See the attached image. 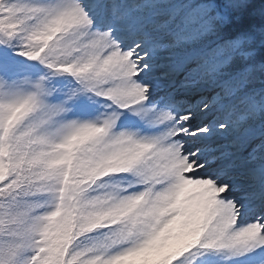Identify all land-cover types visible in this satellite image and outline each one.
Masks as SVG:
<instances>
[{"label": "snow or ice", "instance_id": "1", "mask_svg": "<svg viewBox=\"0 0 264 264\" xmlns=\"http://www.w3.org/2000/svg\"><path fill=\"white\" fill-rule=\"evenodd\" d=\"M0 264H264V0H0Z\"/></svg>", "mask_w": 264, "mask_h": 264}]
</instances>
